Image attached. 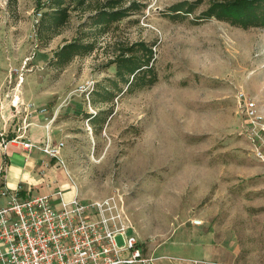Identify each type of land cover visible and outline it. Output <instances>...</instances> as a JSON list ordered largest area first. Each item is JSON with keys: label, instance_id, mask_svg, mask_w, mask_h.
<instances>
[{"label": "rangeland", "instance_id": "1", "mask_svg": "<svg viewBox=\"0 0 264 264\" xmlns=\"http://www.w3.org/2000/svg\"><path fill=\"white\" fill-rule=\"evenodd\" d=\"M47 1L0 0V113L16 118L8 135L38 122L51 128L54 143H65L59 161L20 150L29 171L47 161L56 174L42 188L23 185L67 201L74 193L88 201L117 193L126 224L150 250L204 241L229 263L264 264V163L238 101L244 93L264 114V28L198 20L208 0L182 22L166 16L182 0H124L141 7L97 33L93 53L60 67L55 52L82 37L107 0L71 8L57 35L41 24ZM139 41L154 46L159 81L93 101L97 85L115 79L118 49ZM100 111L106 121L95 124L90 118Z\"/></svg>", "mask_w": 264, "mask_h": 264}, {"label": "built area", "instance_id": "2", "mask_svg": "<svg viewBox=\"0 0 264 264\" xmlns=\"http://www.w3.org/2000/svg\"><path fill=\"white\" fill-rule=\"evenodd\" d=\"M238 101L247 123L245 133L264 163V114L244 93ZM20 130L23 133L12 140L4 135L0 139V264H149L154 260L135 229L126 224L117 193L91 201L78 196L66 201L62 195H35L23 184L9 188L5 148L10 141L58 161L65 146L48 137L32 142L25 126Z\"/></svg>", "mask_w": 264, "mask_h": 264}, {"label": "trees", "instance_id": "3", "mask_svg": "<svg viewBox=\"0 0 264 264\" xmlns=\"http://www.w3.org/2000/svg\"><path fill=\"white\" fill-rule=\"evenodd\" d=\"M205 1L176 2L169 7L166 16L172 21L182 22L194 15ZM123 2L124 0H107L98 8L96 7L94 15L91 16V22L86 24L89 29L82 32V37L65 44L56 51L55 63L65 67L75 57L93 53L96 49L94 38L98 35L97 33L109 32L114 24L129 17L132 12L141 7L137 2L123 6ZM208 2V8L201 12L197 17L198 20L215 19L242 29L264 28V0H208ZM88 3V0H48L44 4L47 10L42 15L41 24L48 25L49 30L57 35L68 23L71 8L83 9ZM155 62L154 46L144 41L121 46L110 62L116 68L115 79H108L109 86L98 84L91 92L95 97L93 101L97 102L96 99H99L101 102H112L121 94L154 86L159 81ZM103 115H106V111H100L90 119L95 124H101L106 121ZM12 139V137L9 138V140Z\"/></svg>", "mask_w": 264, "mask_h": 264}, {"label": "crops", "instance_id": "4", "mask_svg": "<svg viewBox=\"0 0 264 264\" xmlns=\"http://www.w3.org/2000/svg\"><path fill=\"white\" fill-rule=\"evenodd\" d=\"M7 114L0 113L1 117V123H0V136H8L9 138L13 135H8V132L12 133L16 131V127H14L13 122L16 120V118H13V116L6 117ZM4 117V118H3ZM5 123V124H4ZM16 124V123H15ZM23 125H19L18 129H22ZM27 126V125H26ZM22 132V130H20ZM25 133L27 134L28 131L25 130ZM51 128L47 127L46 125H42L38 122H33L32 126L29 129V133L26 136L28 139H30L32 142H42L46 140L48 137L51 139ZM16 134L12 137L14 138ZM8 138V140H9ZM44 139V140H42ZM16 146H20L21 149L19 150L16 148ZM20 150H22L25 153H31L34 154L37 160L40 161L41 154L38 152L32 153L31 151L24 150L22 145L18 142H9L5 148V152L9 159V167L7 168L6 173V185L9 188H16L19 184H25L27 187L33 189L34 187L42 188L40 186L44 185L46 181H52L54 179L55 171L53 169H49V162L41 163L37 166H33L34 172L29 171L26 168V165H22V159L19 157L18 152L20 153ZM11 157H14L18 159V161L15 162V165H11L12 161L10 160ZM26 162L29 161V158H26ZM14 162V161H13ZM41 162V161H40ZM47 167V168H46ZM37 171L42 172V176H38L36 174ZM56 175V174H55ZM51 188L48 189V191ZM54 196L62 197L64 198L63 193H54V191L51 192ZM43 194V193H42ZM43 195H49V193H45ZM76 193H74L73 198L75 197ZM72 198V199H73ZM69 199L68 201L72 200ZM65 200V199H64ZM67 201V199H66ZM148 255L153 257L154 260L149 264H232L227 262L226 260L222 259L221 257V249L218 248L215 244L210 242H198V243H169L162 245L161 247L154 248L153 250H150L148 247Z\"/></svg>", "mask_w": 264, "mask_h": 264}, {"label": "bare ground", "instance_id": "5", "mask_svg": "<svg viewBox=\"0 0 264 264\" xmlns=\"http://www.w3.org/2000/svg\"><path fill=\"white\" fill-rule=\"evenodd\" d=\"M19 100H20V98L18 97V96H16L15 98H14V100H13V105H17L18 104V102H19Z\"/></svg>", "mask_w": 264, "mask_h": 264}]
</instances>
